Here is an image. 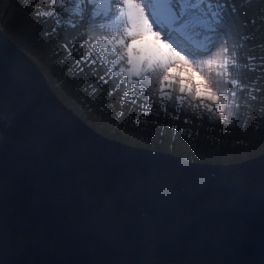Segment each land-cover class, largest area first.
I'll return each mask as SVG.
<instances>
[{"label": "water", "instance_id": "obj_1", "mask_svg": "<svg viewBox=\"0 0 264 264\" xmlns=\"http://www.w3.org/2000/svg\"><path fill=\"white\" fill-rule=\"evenodd\" d=\"M264 264V153L206 165L104 138L0 29V264Z\"/></svg>", "mask_w": 264, "mask_h": 264}, {"label": "snow or ice", "instance_id": "obj_2", "mask_svg": "<svg viewBox=\"0 0 264 264\" xmlns=\"http://www.w3.org/2000/svg\"><path fill=\"white\" fill-rule=\"evenodd\" d=\"M236 12L229 0H49L44 11L37 6L34 14L54 20L52 33L65 23L73 30L62 47L69 57L76 53L75 68L93 74L103 69L96 84L103 88L114 81L110 96L123 85L121 106L136 105L135 89L144 95L147 81L159 85L162 101L202 108L227 121V110L235 109L240 119L249 99L264 100V86H258L264 81V55H247L244 45L236 43L253 39L239 35ZM94 26L113 32L93 42L87 34ZM147 37L150 44L144 43ZM176 68L191 71L183 76L173 72ZM248 72L260 75L248 79Z\"/></svg>", "mask_w": 264, "mask_h": 264}, {"label": "rangeland", "instance_id": "obj_3", "mask_svg": "<svg viewBox=\"0 0 264 264\" xmlns=\"http://www.w3.org/2000/svg\"><path fill=\"white\" fill-rule=\"evenodd\" d=\"M229 3L237 8L234 18L239 35L253 37L236 43L244 45L247 55H264V47L258 46L264 44V0H250L248 4L243 0H229ZM48 4L49 0H0V29L35 63L59 101L95 132L133 148L167 153L196 164H239L264 153V100L249 99L243 117L238 119L236 110L229 109L225 113L228 120L222 121L218 113L162 101L159 85L145 81L147 93L140 95L135 89L137 104L121 106L120 99L126 90L123 85L121 91L110 96L114 81L109 80L103 88L96 84L103 69L93 74L91 69L80 72L75 68L76 53L69 57L62 47L73 30L65 23L52 33L54 20L35 16L37 6L39 11H44ZM60 19L65 21L66 17L62 15ZM112 32V28L94 26L87 35L94 42ZM151 41L147 37L144 43ZM189 71L173 69L183 76ZM194 75L199 78L198 73ZM258 75V72H248L246 77L254 79ZM258 86H264V81ZM149 102L153 105L151 109L146 107ZM121 111L123 116L119 115Z\"/></svg>", "mask_w": 264, "mask_h": 264}, {"label": "clouds", "instance_id": "obj_4", "mask_svg": "<svg viewBox=\"0 0 264 264\" xmlns=\"http://www.w3.org/2000/svg\"><path fill=\"white\" fill-rule=\"evenodd\" d=\"M74 113V112H73ZM82 121V120H81ZM256 157V156H255ZM253 159V158H252ZM246 161V160H245ZM172 264V263H171Z\"/></svg>", "mask_w": 264, "mask_h": 264}]
</instances>
